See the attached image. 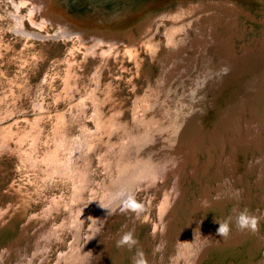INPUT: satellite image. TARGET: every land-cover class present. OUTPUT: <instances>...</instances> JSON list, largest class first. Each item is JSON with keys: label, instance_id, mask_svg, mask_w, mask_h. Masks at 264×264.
Instances as JSON below:
<instances>
[{"label": "bare ground", "instance_id": "1", "mask_svg": "<svg viewBox=\"0 0 264 264\" xmlns=\"http://www.w3.org/2000/svg\"><path fill=\"white\" fill-rule=\"evenodd\" d=\"M0 1V8L12 16L15 32L26 39L77 38L83 47L94 53L101 50L107 59L128 38L124 50H131L138 60L137 50L146 48L161 70L154 81L149 60L143 71L147 90L127 105L122 94L102 85L100 64L94 77L96 90L93 85L89 96L78 102L84 113L89 101L93 105L90 116L81 122V134L70 133L65 117L59 116L57 127L64 139L58 143L67 152L63 170L75 177L76 198H86L82 194L88 191L96 157L104 171L96 206H85L87 214L79 208L73 218L74 241L67 252H61L64 264H91V248L107 215L99 202L108 203L120 189L131 192L137 184L155 180L160 171L179 169L199 150L208 151L217 174L177 238L172 244L164 240L153 264H264V65L258 62L264 51L240 56L241 60L233 51L244 30L240 19L249 16L254 25L264 27V18L247 15L238 0ZM250 1L264 11V0ZM23 6L30 8L27 14ZM27 17L33 27L26 26ZM47 27L52 30L46 32ZM248 48L244 46L246 52ZM67 85L71 88L68 81ZM38 100L36 109L45 110ZM206 119L211 124L204 133ZM9 125H4L5 131ZM120 204H113V209ZM233 209H247L257 217L259 231L240 232L230 224L228 237H219L215 219L224 222L234 217ZM85 217L90 228L82 233Z\"/></svg>", "mask_w": 264, "mask_h": 264}, {"label": "rangeland", "instance_id": "2", "mask_svg": "<svg viewBox=\"0 0 264 264\" xmlns=\"http://www.w3.org/2000/svg\"><path fill=\"white\" fill-rule=\"evenodd\" d=\"M237 2L249 11L247 15L254 14L259 20L264 18V11L255 2ZM10 9H13L11 4ZM6 10L0 8V147H3L0 151V264H64L61 254L74 241L73 218L79 208L87 214L89 210H84L85 206H96L102 194L98 182L103 180L104 171L96 157L90 174L92 180L87 181L88 191L82 194L86 198L77 199L75 177L69 170H63L67 152L58 143L60 138L64 139L58 131V118L65 117V127L70 128V133H80L81 122L90 116L93 105L89 101L84 113L78 102L82 96H89L93 85L96 90L94 77L100 72L97 69L100 64L103 69L98 76L102 77L104 88L108 87L115 95L119 92L128 100L127 105L131 104L137 95L146 92L148 84L143 71L148 68L149 60L152 64L153 61L146 48L137 50L138 60L131 56V50H124L129 45L128 38H123L121 49L110 52L107 59L101 50L94 53L77 42V38L26 39L15 32L12 16ZM22 10L27 14L30 8L23 6ZM28 18L26 26L33 27ZM36 18L41 21L40 13ZM250 20L249 16L240 19L244 30L233 49L240 60L245 55H262L261 49L264 51V27ZM44 30L51 31L52 27ZM258 62L263 66L264 58ZM152 71L155 81L161 70L153 64ZM38 99L42 100L41 106H46L45 110L36 109ZM88 121L94 126L91 119ZM7 123L10 125L5 131ZM209 124L206 119L204 133L209 131ZM6 137L9 139L5 140ZM208 154L207 150H199L196 156L187 157L179 169L171 167L158 172L155 180L137 184L131 193L135 202L143 205V211L137 216L122 202L111 215L105 216L91 248V264H132L137 248L142 249L148 264H153L157 254H153V249L163 246L164 240L172 244L177 232L187 224L193 206L217 174V165L210 162ZM83 224L82 233L89 230L90 219L85 217ZM128 231H133L139 241L131 251L116 246V241Z\"/></svg>", "mask_w": 264, "mask_h": 264}, {"label": "clouds", "instance_id": "3", "mask_svg": "<svg viewBox=\"0 0 264 264\" xmlns=\"http://www.w3.org/2000/svg\"><path fill=\"white\" fill-rule=\"evenodd\" d=\"M223 71L225 74L228 69L224 68ZM123 202L125 208L131 210L137 216L143 211V205L135 202L134 196L131 192L120 189L115 193H112L108 203L99 202V206L105 210H107V215H111L113 213L112 205L116 202ZM235 213L234 217H229L228 220L221 222L215 219V222L219 224L217 229V235L221 238H227L230 233V224L234 225L237 231L244 232L249 231L252 234H256L259 231L258 228V218L254 215H251L247 209L238 210L233 209ZM139 241L135 239L133 231L124 232L120 238L116 241V246L118 248L127 247L129 251H131L134 247L138 245ZM161 250L160 245H157L153 249V254L159 252ZM91 251H89L90 253ZM132 264H148L147 259L145 257L142 249L137 248L135 254L131 258Z\"/></svg>", "mask_w": 264, "mask_h": 264}]
</instances>
